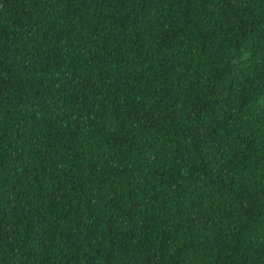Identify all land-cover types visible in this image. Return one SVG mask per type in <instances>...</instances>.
<instances>
[{"label": "trees", "instance_id": "16d2710c", "mask_svg": "<svg viewBox=\"0 0 264 264\" xmlns=\"http://www.w3.org/2000/svg\"><path fill=\"white\" fill-rule=\"evenodd\" d=\"M0 264H264V0H0Z\"/></svg>", "mask_w": 264, "mask_h": 264}]
</instances>
